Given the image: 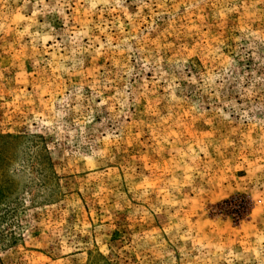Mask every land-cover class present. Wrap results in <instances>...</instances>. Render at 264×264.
<instances>
[{
	"label": "rangeland",
	"instance_id": "1",
	"mask_svg": "<svg viewBox=\"0 0 264 264\" xmlns=\"http://www.w3.org/2000/svg\"><path fill=\"white\" fill-rule=\"evenodd\" d=\"M0 264H264V0H0Z\"/></svg>",
	"mask_w": 264,
	"mask_h": 264
}]
</instances>
